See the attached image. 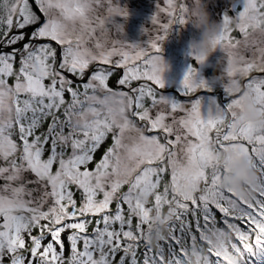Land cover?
<instances>
[{"label": "snow or ice", "instance_id": "6c2138e0", "mask_svg": "<svg viewBox=\"0 0 264 264\" xmlns=\"http://www.w3.org/2000/svg\"><path fill=\"white\" fill-rule=\"evenodd\" d=\"M156 7L163 35L142 46L109 39L129 15L113 0H0V264H264V129L241 101L251 92L264 114V0L223 15L225 99L207 117L194 94L214 89L195 66L179 94L190 99L163 92L159 42L189 7ZM240 160L256 174L247 197L222 185ZM153 217L164 245L149 242Z\"/></svg>", "mask_w": 264, "mask_h": 264}, {"label": "clouds", "instance_id": "9594fccd", "mask_svg": "<svg viewBox=\"0 0 264 264\" xmlns=\"http://www.w3.org/2000/svg\"><path fill=\"white\" fill-rule=\"evenodd\" d=\"M189 22L199 30V39H193L189 42V55L192 58H203L204 62L216 51L214 40L220 31V23L211 19V14L207 10V5L204 0H193L192 6L188 8L187 12ZM216 79V78H215ZM234 92H243L241 88L234 89ZM243 115L248 123L256 128L264 129V114H261L257 108L256 99L251 92H246L241 96ZM227 153H218L217 162L219 166H223ZM256 174L252 171L247 160H240L233 163L223 177L222 185L225 188H230L241 197L251 195L249 188L255 182ZM155 223L152 226L150 236V244L155 247L164 241L167 237L168 226L163 222V219L153 217ZM211 247L217 248L221 245L215 235L209 234L208 241ZM203 259H207V251L196 253ZM190 264H198L195 256L189 258ZM230 264H240V261L233 257Z\"/></svg>", "mask_w": 264, "mask_h": 264}, {"label": "rangeland", "instance_id": "374dc122", "mask_svg": "<svg viewBox=\"0 0 264 264\" xmlns=\"http://www.w3.org/2000/svg\"><path fill=\"white\" fill-rule=\"evenodd\" d=\"M209 1L213 2V0H209ZM217 1L218 0H215V2ZM183 2L187 3L188 7L190 8L192 6L193 0H186V1L183 0ZM116 3H119L121 6L125 7L126 10H128L129 15L127 17V20H122L119 17L116 18L117 22L123 24V33L118 35L115 29H113L110 33L109 39H120L121 41H124V42L140 43L142 46H147V43L151 39H154L157 34L163 35V30L160 29L158 25H153L151 22V17L153 15H156L159 12L156 5L160 4L161 6H163V0H113V4L115 5ZM176 3L177 5H179L180 0H176ZM217 4L218 3H213V6L216 7ZM211 16L213 20H216L214 19V15L211 14ZM186 17L188 19L187 14H186ZM159 19L163 22H166L168 18L166 17L165 14L160 13ZM257 37L259 38L258 33H257ZM166 39L168 41L167 45L169 47L167 48V50H164V52L162 51L161 55H162L163 60L167 64V66H169L174 61L173 55H176L177 52L182 53L184 51L185 52L189 51V42L193 39H197V40L199 39V30L196 29L188 20V23L186 25H173L172 28L169 29L165 40ZM160 44H161L162 50L166 48V46L164 45V42L163 43L161 42ZM212 57L213 58L215 57L214 53L212 54ZM206 64L208 65V63H205L204 66ZM176 66L182 70V74H180L179 77L175 75L176 73L175 70L177 68L174 66L176 69H173L174 71L173 70L168 71L169 72L168 77L165 76L167 78L164 80L165 83H168V81L170 80L176 81L179 83V80H176V79L183 80L184 68L186 67H183V66L181 67L178 65ZM115 75L110 78L111 81L115 80ZM242 78L243 77H240V80H242ZM110 80H109V85L111 84ZM215 82L211 83V85L212 86L220 85L219 83L215 84ZM206 98L207 96L201 97L202 101H204V99ZM202 113L205 117H207L208 111L205 108L202 109ZM110 143H111V140L109 139L108 142L95 154L96 159L100 158L104 149L108 147ZM76 198L79 201V192H77ZM163 211L166 214L167 207H165ZM134 224H135V221H134ZM89 232H91V228L89 229Z\"/></svg>", "mask_w": 264, "mask_h": 264}, {"label": "flooded vegetation", "instance_id": "af4514ba", "mask_svg": "<svg viewBox=\"0 0 264 264\" xmlns=\"http://www.w3.org/2000/svg\"><path fill=\"white\" fill-rule=\"evenodd\" d=\"M181 2H183V0H181L180 3ZM217 3H218L217 4L218 7H217V11H216L217 14L214 15V19H216V20H214V21H216L218 23L222 22L223 15L225 13L232 15V16H235L238 11H241L243 9V0H218ZM212 5H213V3H212ZM233 35H237V33L234 31ZM167 43H168V41L165 40L164 45L166 46V48L162 50L163 52H164V50H167V48L169 47L167 45ZM188 52H185V51L182 53L177 52L176 55H173L174 61L168 66L166 72L163 73V79L164 80L167 79L166 77H168V73H169L168 71H171V70L176 69V68L177 69L175 70L176 71L175 75H177L179 77L180 74H182V70L180 68H178L176 65L181 66V67L182 66L186 67V68H184V75L188 71L190 66H195L198 69L199 74L203 77V79L208 81L209 85L214 89V91H212V92L202 91L200 93H196V95H199V98H201L202 96H207V98L204 99V101H203V108H205L209 112V108L214 107L213 101H215V103H217V104H220L225 99L223 87L221 85L212 86L211 83H214L216 81L215 78H217V77L223 78L225 80L227 79L225 71H224L226 68V56H224V54L221 53L219 51V49H216V51L214 52L215 57L213 58L211 55L208 58V60L206 62H204V64L208 63V65L206 64L204 66V64H202V65L197 64L195 59L192 58L188 54ZM187 54H188V56H187ZM172 72H171V74H172ZM121 75H122V71L116 70L115 80L114 81L110 80L111 81V84H110L111 87H113V88L117 87L116 81ZM253 75H256V73H253ZM246 79H247L246 77H243L241 80V83L243 84V82ZM176 80H179V83L176 81H171V80L168 81V83H165V88L163 89V92L166 95L173 97V98H175L177 96V98L181 99V100L190 99V98H185V97L179 96V94L182 90V81L183 80L182 79H176ZM215 84H218V82H215ZM133 86H135V84Z\"/></svg>", "mask_w": 264, "mask_h": 264}, {"label": "trees", "instance_id": "16d2710c", "mask_svg": "<svg viewBox=\"0 0 264 264\" xmlns=\"http://www.w3.org/2000/svg\"><path fill=\"white\" fill-rule=\"evenodd\" d=\"M181 1V0H180ZM204 2H205V4L207 5V10L209 11V13L210 14H212V15H216L217 14V7H218V5H216V7H214L213 5H212V3H217V2H215V0H213V2H210L209 0H204ZM211 19H212V16H211ZM165 235H168V237H169V231L168 232H166L165 233ZM197 243L199 244V243H202L200 240H199V237H197ZM165 244V243H164ZM163 244V245H164ZM207 244L205 243L204 244V248H205V250L207 249Z\"/></svg>", "mask_w": 264, "mask_h": 264}, {"label": "water", "instance_id": "95a60500", "mask_svg": "<svg viewBox=\"0 0 264 264\" xmlns=\"http://www.w3.org/2000/svg\"><path fill=\"white\" fill-rule=\"evenodd\" d=\"M94 67H95V65H93V68H94ZM91 70H92V68L89 69V71H91Z\"/></svg>", "mask_w": 264, "mask_h": 264}]
</instances>
